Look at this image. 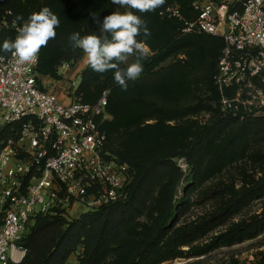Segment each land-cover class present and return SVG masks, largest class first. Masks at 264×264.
Masks as SVG:
<instances>
[{
	"label": "trees",
	"instance_id": "1",
	"mask_svg": "<svg viewBox=\"0 0 264 264\" xmlns=\"http://www.w3.org/2000/svg\"><path fill=\"white\" fill-rule=\"evenodd\" d=\"M173 1L181 5L185 16L194 15L190 0H164L162 6L145 13L131 9L133 14L146 22L151 32L146 40L143 36L137 39L144 40L156 51V54L145 60L144 67L151 68L173 53L192 48L196 55L209 59L208 86L212 96L183 108L165 107L143 99L138 108H143L145 116L139 118V110H133L134 103L130 98L133 93L124 92L116 85L114 72L96 73L88 65L78 90L83 98H79L83 102L92 103L102 91L111 89L107 111L113 115V119L106 121L104 128L108 134L107 146L110 151L128 162L133 169L127 197L96 211L84 213L76 219L69 220L62 215L50 214L37 216L21 242L27 249L21 264H66L70 255L79 247L82 248L78 257L79 264H159L175 257L181 246L190 244L225 222L245 207L253 196L263 193L264 179L253 183L243 192L233 189L230 196L222 201L221 209L209 219L198 225L177 226L180 213L185 207L182 205L187 198L186 192L178 198L171 184L174 178L183 174L177 160L183 158L187 166L192 167L194 182L208 179L224 167L225 160L243 152L246 134L253 129L257 133L264 131V116H250L240 120L221 112L213 75L223 41L220 37L214 38L205 33L182 35L180 21L162 18L159 14L162 8ZM43 7H49L60 19L56 37L40 50L37 71L47 75L55 74L59 63L77 56L78 49L73 51L68 43L70 34H91L98 29L92 16L99 17L102 22L103 17L111 14L116 5L111 0H0V46L5 39L14 40L16 31L10 23L18 15L26 21L31 13ZM5 20L7 25L3 23ZM23 22L17 21V24L22 26ZM177 33L180 36H175ZM1 55L8 54L0 52ZM153 89L164 96L175 97L184 91L185 86H180L178 79L174 83L159 81ZM200 110L211 111L213 115L210 124L184 140L175 133L180 127L166 124L171 118ZM149 119H156L157 122L141 125ZM235 122H240L236 130L226 133L227 126ZM10 127L4 129L0 138L14 133ZM12 127L17 131L20 124H12ZM228 136L230 139H227ZM149 210L153 214L157 213L153 223L141 230L137 229L138 219ZM263 228L264 211L231 226L216 236L214 241H240L258 234ZM253 264H264V259Z\"/></svg>",
	"mask_w": 264,
	"mask_h": 264
},
{
	"label": "built area",
	"instance_id": "2",
	"mask_svg": "<svg viewBox=\"0 0 264 264\" xmlns=\"http://www.w3.org/2000/svg\"><path fill=\"white\" fill-rule=\"evenodd\" d=\"M190 8L192 17L177 4L159 14L180 21L182 35L222 39L213 75L221 112L240 120L264 116V0H190ZM1 56L0 136L7 126L14 133L0 138V264H21V242L37 216L67 217L74 203L84 214L123 200L133 169L107 146L108 89L92 103H64L39 83L40 52L23 65Z\"/></svg>",
	"mask_w": 264,
	"mask_h": 264
},
{
	"label": "rangeland",
	"instance_id": "3",
	"mask_svg": "<svg viewBox=\"0 0 264 264\" xmlns=\"http://www.w3.org/2000/svg\"><path fill=\"white\" fill-rule=\"evenodd\" d=\"M171 4L180 5L177 1H173ZM114 11L123 12L131 11V9L120 8L116 5ZM94 32L98 34L99 29ZM177 35L180 36L179 33L175 34V36ZM146 44L149 47V53L147 58L142 61L143 67L145 60L156 54V51L148 43ZM77 51L75 58L59 63L55 74L44 75L38 72V80L42 88L54 94L64 103H70L73 98H83L82 93H79L78 90L81 77L88 67V63L83 51L80 49ZM206 57H208L207 54ZM134 60L135 57H130L129 63L134 62ZM209 63L208 58L204 59L203 56L196 55L192 48H184L160 60L151 68L144 67L141 77L134 82L128 81V90L124 92L133 93L130 98L134 103L133 110H139V118L145 113L141 106L138 108L140 101L143 99L170 108L192 106L198 101L212 96V91L208 86ZM65 64L66 66H64ZM121 66L126 67V65ZM178 79L180 80V86H185V89L175 97L173 95L164 96L153 89L159 81L174 83ZM107 89L110 92L111 89ZM211 103L214 105V102ZM212 115L209 110H200L171 118L166 121V124L180 127L181 129H177L175 133L184 140L205 125H209ZM106 119V121L113 119V115L109 111H107ZM156 122V119H149L143 121L141 125L146 123L155 124ZM238 123L240 124V122ZM239 124L235 122L228 125L225 132H233ZM227 139H230V137L228 136ZM242 151V153L235 154L230 160H225V165L220 171L203 181L194 182L193 170L189 165L181 168L183 174L171 181L176 189V196L181 198L182 194L186 192L187 197L186 202L182 205L185 207L180 213L177 226L198 225L221 209L222 201L230 196L233 189L243 192L251 187L253 183L264 179V131L257 133V130L253 129L246 134ZM170 191H172L171 188ZM187 191L189 192L187 193ZM81 208V205L74 203L66 218L71 220L81 217L83 215ZM150 211H146L138 219L137 229L141 230L144 226L153 223L157 213L153 214ZM263 211L264 191L253 196L245 207L225 222L216 225L215 228L199 236L190 244L181 246L180 252L175 257L166 259L159 264H253L264 259V228L258 234L247 236L240 241H214L216 236L224 233L231 226L249 220L253 215L260 214ZM35 219L30 226L33 225ZM68 260L66 263L74 264L76 255H72L70 262Z\"/></svg>",
	"mask_w": 264,
	"mask_h": 264
},
{
	"label": "clouds",
	"instance_id": "4",
	"mask_svg": "<svg viewBox=\"0 0 264 264\" xmlns=\"http://www.w3.org/2000/svg\"><path fill=\"white\" fill-rule=\"evenodd\" d=\"M120 8L133 9L140 13L151 12L162 6L164 0H111ZM11 14V13H9ZM99 32L81 36L73 32L68 37L73 51L80 49L86 55L87 63L96 73L114 72V82L123 91L128 90V81H136L143 73L142 61L147 58L149 47L144 40L151 36L147 24L132 11H113L101 19L92 16ZM24 21L17 29L14 40L5 39L0 52L10 54L18 64H31L37 61L40 50L56 37L60 25L59 17L49 8L43 7L33 12L27 20L18 15L13 21ZM135 57L129 63V58ZM0 59H3L0 56ZM126 65V67H121Z\"/></svg>",
	"mask_w": 264,
	"mask_h": 264
},
{
	"label": "crops",
	"instance_id": "5",
	"mask_svg": "<svg viewBox=\"0 0 264 264\" xmlns=\"http://www.w3.org/2000/svg\"><path fill=\"white\" fill-rule=\"evenodd\" d=\"M81 253H82V248L79 247L76 252H74V253L71 254V257L70 258H72V255H76V260H75L76 262L75 263L78 264L77 258L79 257V255ZM70 258H69L68 262H70ZM73 258H75V256H73ZM66 264H69V263H66Z\"/></svg>",
	"mask_w": 264,
	"mask_h": 264
}]
</instances>
